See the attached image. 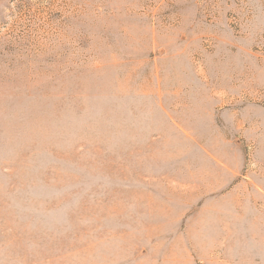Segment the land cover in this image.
<instances>
[{
    "label": "rangeland",
    "instance_id": "1",
    "mask_svg": "<svg viewBox=\"0 0 264 264\" xmlns=\"http://www.w3.org/2000/svg\"><path fill=\"white\" fill-rule=\"evenodd\" d=\"M0 264H264V0H0Z\"/></svg>",
    "mask_w": 264,
    "mask_h": 264
}]
</instances>
